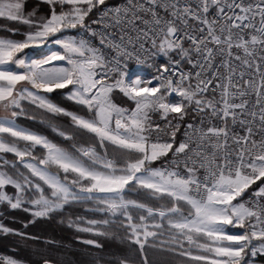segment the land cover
<instances>
[{"label": "snow or ice", "instance_id": "obj_1", "mask_svg": "<svg viewBox=\"0 0 264 264\" xmlns=\"http://www.w3.org/2000/svg\"><path fill=\"white\" fill-rule=\"evenodd\" d=\"M44 2L38 16L26 0H0V18L27 26L22 39L0 38V205L30 223L89 205L102 218L68 226L123 233L141 264L147 247L185 264L264 256V0ZM42 48V58L25 52ZM161 56L151 78L127 70ZM0 233L25 235L2 223Z\"/></svg>", "mask_w": 264, "mask_h": 264}, {"label": "trees", "instance_id": "obj_2", "mask_svg": "<svg viewBox=\"0 0 264 264\" xmlns=\"http://www.w3.org/2000/svg\"><path fill=\"white\" fill-rule=\"evenodd\" d=\"M113 1L116 0H106V3ZM15 26L17 28L19 23L1 18L0 35L2 37L12 36L13 33L7 28H15ZM53 96L62 106L74 111L78 109L77 105L62 96L55 93ZM19 122L47 135L54 142L67 146L62 138L46 126L23 119ZM8 159L12 160L14 157L9 154ZM128 198L143 199L136 193H129ZM85 206L72 205L62 212L53 213L49 218L36 219L34 223H30L33 217L28 211L11 210L7 205H0V223L25 234L20 236L0 233V253L26 264H42L43 259H48L52 264H120L122 259L141 264V254L136 250V246L127 241L123 233L101 236L80 232L75 226H68L70 218L75 219L82 216ZM89 239L94 240L100 247L83 243L84 240ZM145 255L148 264H178L179 260L183 259L170 252L157 251L151 247L146 248ZM256 259L262 261V256H257Z\"/></svg>", "mask_w": 264, "mask_h": 264}, {"label": "rangeland", "instance_id": "obj_3", "mask_svg": "<svg viewBox=\"0 0 264 264\" xmlns=\"http://www.w3.org/2000/svg\"><path fill=\"white\" fill-rule=\"evenodd\" d=\"M33 10L36 11V14L38 16H46V15L49 14V11H50L49 5L46 4L44 2V0H26V3H25V11L26 12H31ZM12 29H17L18 30L15 35L12 34V36H4V37H2V35H0V38L22 39L24 32L27 31V26H25L23 24H19V26L17 28L15 26V28H12ZM80 35H84V33L81 32ZM25 52L30 53L34 58H42V56L48 52V49L47 48H42V49H26ZM113 100L118 105H122V106H126V107L127 106H130V102L126 98H124L122 96V94H120L118 92L117 93H114ZM72 111H74V110H72ZM18 123H20V122L18 121ZM21 125L22 126H25L23 124H21ZM252 187L255 188L256 185H253ZM8 191L9 192H12L14 190L11 189V188H9ZM249 191H251V190H249ZM88 207H89V205H86L85 206V208H88ZM83 212L84 213L82 214L81 217L82 218H85V219H101L102 218L101 214L96 213V212H93V211H85L84 210ZM229 231L230 232H240L241 230L240 229L229 228ZM4 257H7V256H4ZM19 262H20V264H26V263L21 262V261H19ZM178 264H185V261L183 259H181V260H179V263ZM254 264H264V256H262V261L255 258Z\"/></svg>", "mask_w": 264, "mask_h": 264}, {"label": "built area", "instance_id": "obj_4", "mask_svg": "<svg viewBox=\"0 0 264 264\" xmlns=\"http://www.w3.org/2000/svg\"><path fill=\"white\" fill-rule=\"evenodd\" d=\"M124 3V0H116L113 2H107L106 6L108 7H115V6H119L121 4ZM102 8L104 6H101ZM98 15V14H97ZM93 19H95V16H93ZM98 43V41H95ZM167 60L165 57H157L155 59L154 62L150 61L148 63H141V64H137L135 61L129 62V67H128V72L131 76L135 77V76H140V77H144V78H151L153 75L156 74V67L160 64V63H166ZM176 97L173 96V99H175ZM192 118V114L190 113L189 117L186 118L187 119H191ZM182 132H183V126L181 127V131L179 133H177V139H181L182 138ZM0 257H4L1 253H0Z\"/></svg>", "mask_w": 264, "mask_h": 264}]
</instances>
